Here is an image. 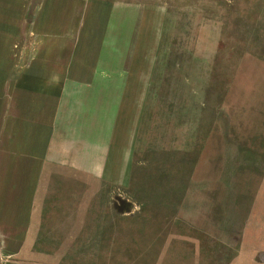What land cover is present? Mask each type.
<instances>
[{
	"label": "rangeland",
	"instance_id": "rangeland-1",
	"mask_svg": "<svg viewBox=\"0 0 264 264\" xmlns=\"http://www.w3.org/2000/svg\"><path fill=\"white\" fill-rule=\"evenodd\" d=\"M108 1L97 74L15 118L47 144L0 264H264V0Z\"/></svg>",
	"mask_w": 264,
	"mask_h": 264
},
{
	"label": "crops",
	"instance_id": "crops-1",
	"mask_svg": "<svg viewBox=\"0 0 264 264\" xmlns=\"http://www.w3.org/2000/svg\"><path fill=\"white\" fill-rule=\"evenodd\" d=\"M111 4L108 0H0V234L8 250L27 238L30 223L25 226L23 221L30 213H21L30 204L32 182L40 179L39 174L25 173L24 162L16 157L31 153L32 146L46 150L47 144L44 127L29 131L24 119L15 118L30 116L35 106L39 109L34 115L47 117L51 115L47 111L62 100L67 80H92L101 67L108 21L115 12ZM33 132L38 135L32 136ZM18 213L22 221L16 225ZM249 216L244 217L242 234L252 231ZM253 218L261 239L254 246L256 257L248 260L263 262L264 206Z\"/></svg>",
	"mask_w": 264,
	"mask_h": 264
}]
</instances>
